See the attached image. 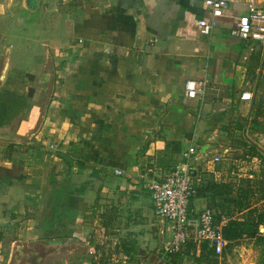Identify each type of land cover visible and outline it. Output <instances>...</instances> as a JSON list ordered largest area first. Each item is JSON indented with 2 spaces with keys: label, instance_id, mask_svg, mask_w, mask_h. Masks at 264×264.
<instances>
[{
  "label": "crops",
  "instance_id": "obj_1",
  "mask_svg": "<svg viewBox=\"0 0 264 264\" xmlns=\"http://www.w3.org/2000/svg\"><path fill=\"white\" fill-rule=\"evenodd\" d=\"M226 1L211 34L199 25L212 18L205 0L0 2V92L25 97L0 126V264H99L92 243L103 238L125 258L168 239L147 183L165 173L159 161L179 166L189 148L196 177L207 169L262 195L264 135L253 120L264 107L250 76L264 72V44L231 35L249 0ZM203 78L204 94L186 97L187 81ZM224 149L233 166L214 161ZM192 207L210 206L198 195ZM237 209L225 211L236 219ZM57 239L84 245L42 249ZM17 243L38 254L17 263Z\"/></svg>",
  "mask_w": 264,
  "mask_h": 264
},
{
  "label": "built area",
  "instance_id": "obj_2",
  "mask_svg": "<svg viewBox=\"0 0 264 264\" xmlns=\"http://www.w3.org/2000/svg\"><path fill=\"white\" fill-rule=\"evenodd\" d=\"M212 12L211 19H200L201 32L211 34L217 25L218 18L225 15L226 0H205ZM231 35L245 41H259L264 44V7L257 6L253 0L248 1V12L237 18L235 26L231 29ZM208 81L191 79L186 83V97L197 98L204 94ZM253 94L249 91L242 92L241 99L251 100ZM193 148L185 152L186 161L173 171L159 178L148 180L155 213L167 220V230L170 237L160 249L159 258L154 264H162L168 256L182 252L190 240L196 242H208L215 254L221 256L228 246V240L224 236V227L228 224L229 217L221 215L219 218L215 210L206 208L197 213L192 207V200L196 194V176L191 174L190 164ZM221 156H216L214 161L219 163ZM122 174L121 170H116ZM199 180V179H197Z\"/></svg>",
  "mask_w": 264,
  "mask_h": 264
},
{
  "label": "rangeland",
  "instance_id": "obj_3",
  "mask_svg": "<svg viewBox=\"0 0 264 264\" xmlns=\"http://www.w3.org/2000/svg\"><path fill=\"white\" fill-rule=\"evenodd\" d=\"M1 1L3 0H0V2ZM0 25L2 28L3 26L6 25L5 16L0 15ZM16 54L17 52L15 51L13 63L14 62L17 63L18 66L22 65L24 63V59L20 58ZM263 64L260 62L259 68L261 71H263L262 70L263 68H261V65ZM14 70L18 72L17 67L14 68ZM250 77L255 84V95L258 98L256 99L255 107L257 108L264 107V72L262 76H250ZM258 114L263 115L261 114V111H259ZM262 118H263V121H260L258 117H256L253 120V122H255V125H256V127H254L256 131H260L261 127L264 125V115L262 116ZM260 134L264 135V133H261V132ZM255 139L257 140V137H255ZM254 151L257 152L256 149H254ZM221 158L222 159L220 160L219 167L221 165L224 167H227L229 165L233 166V164H231L232 160L230 159V157H228V150L224 149L222 151ZM261 158H264V154H262ZM177 161L178 160L175 157H173L171 161H167V162L159 161L156 165L161 167L162 170L164 169V172H165L164 174H166L170 171H173L176 168ZM263 164H264V161H263ZM205 171L207 174H211L207 171V169ZM262 197L263 196L260 197V195H258V197L251 196L249 198V201H245L246 206L238 210L239 215L236 218L240 219L242 217L243 219H245V218H248L252 214L254 216L256 214L254 213L255 208L264 205V198ZM262 228L264 229V225L260 226V231H264ZM158 230L156 231L155 237L158 236V233H159ZM109 236H111V233L109 234ZM159 237L160 236H158V239L161 241L157 240V245H151L150 244L151 241H148V240H144L140 242V245L138 246V248L137 246L136 248L134 247V251H133L134 253L131 255V257H127V258L122 256V254L116 253V249H115L116 246L113 241L109 242L108 240H105L104 238L101 241L98 240L92 243L94 245L93 252L97 254L95 256H97L98 258L97 261L101 262L99 264H103L102 262L107 263V264H154L156 260L159 258V254H160V250H158V246H160L159 249L162 248V244L164 243V241L168 240L165 238L166 234H162L161 239ZM95 245L97 247H95ZM103 249L108 250L107 252L110 254L107 256L106 255L100 256L101 254L105 252ZM198 250L196 252L190 249L187 251L185 248V250L183 251L184 254L179 257L178 263L176 262V264H258V260L260 256L259 248L255 246L254 242L252 240H249V238L246 236L237 238V240H234L233 243L228 245L226 247L225 252H223L221 256L217 257V261H215V259L211 262L199 260V255L201 252H199ZM53 263H49V264H53ZM166 263H167L166 259L162 261V264H166ZM75 264H78V262H75Z\"/></svg>",
  "mask_w": 264,
  "mask_h": 264
},
{
  "label": "trees",
  "instance_id": "obj_4",
  "mask_svg": "<svg viewBox=\"0 0 264 264\" xmlns=\"http://www.w3.org/2000/svg\"><path fill=\"white\" fill-rule=\"evenodd\" d=\"M32 93L33 90L30 89L29 95ZM24 101L25 97L13 96L9 92H0V126L12 118L17 109L24 105ZM260 131L261 133H264V125L261 127ZM255 154L259 153L252 151V155ZM260 157H262L261 153ZM261 177L262 179H260L258 181L259 183L256 185V190L261 192L262 195H260V197L263 196L262 198H264V169L261 170ZM195 180L197 181L195 196L200 195L206 197L210 206L209 208L215 210L216 213L218 212L217 216L219 218L221 215L225 214L226 216H231L229 212L225 211L227 205L234 204L235 207L238 208L237 210H240L246 206L244 205V201H247L251 195L255 194L253 190L250 191L248 188L243 190L238 187L235 190V185L233 183L218 182L214 180L212 174H207L206 172L202 173L200 176L198 175ZM254 213H256V216H253L252 214L245 219L241 217V220H239V218L235 219L230 217L228 224L224 227V236L229 242L228 245L233 243L234 240H237V238L244 236L248 237L249 240H252L254 245L259 248L260 256L258 264H264V231H260V226L264 225V205L256 207ZM130 249H132V247L127 246V243L123 244V250L130 253ZM189 249L194 250L195 252L200 249L201 253L199 255V260L211 262L215 259V261H217L218 255L215 254L208 242H196L194 240H190L186 246V250L188 251ZM183 251L175 255L168 256L166 258V264L178 263L179 257L184 254Z\"/></svg>",
  "mask_w": 264,
  "mask_h": 264
},
{
  "label": "water",
  "instance_id": "obj_5",
  "mask_svg": "<svg viewBox=\"0 0 264 264\" xmlns=\"http://www.w3.org/2000/svg\"><path fill=\"white\" fill-rule=\"evenodd\" d=\"M9 67V62L7 61L5 66H4V69H3V74H2V79H5V76H6V73H7V69ZM191 174L193 176H196V173L194 170H191ZM263 229V228H262ZM264 230V229H263ZM43 248L42 249H49V248H57V249H63L65 246H70V247H73V246H76L78 244H82L80 241H75V240H45L43 242H41ZM84 245V244H82ZM16 247H17V251L19 253L20 256H18L16 262L17 263H20L24 258H27L29 259L33 254L34 255H37L38 252L34 249H32V255L29 253V254H25L23 251V245L21 244H16ZM28 264H31V262H27Z\"/></svg>",
  "mask_w": 264,
  "mask_h": 264
}]
</instances>
